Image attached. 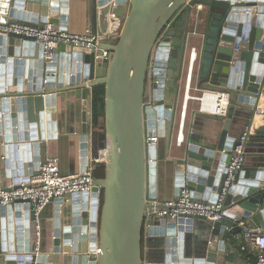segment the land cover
<instances>
[{
  "label": "water",
  "instance_id": "1",
  "mask_svg": "<svg viewBox=\"0 0 264 264\" xmlns=\"http://www.w3.org/2000/svg\"><path fill=\"white\" fill-rule=\"evenodd\" d=\"M111 1L99 0L98 8L99 32L118 33L99 45L110 53L107 59L95 61L91 50L61 43L47 61L35 38L0 35V145L7 142L0 168L4 161L7 174L17 179L14 183L26 182L39 168L41 141L57 136L56 95L80 90L84 172L93 143L88 96L90 89L104 84L105 161L91 165L95 186L90 193L73 194L68 202L62 198L57 206L52 253L59 255L60 264L65 255L71 264H226L232 243L228 230L242 231V221L264 227V168L237 173L224 194V218L212 223L206 246L188 244V233L195 232L196 220L204 216L184 214L171 221L153 213L170 208L164 204L168 200H158L156 190L158 145L148 146L145 139L158 135L168 154L180 80L185 68L188 72L189 42L196 34L189 30L192 8L186 5L191 0H115V8ZM199 1L210 6L207 33L196 47L200 89L227 92L241 109L254 112L264 91V0ZM67 3L0 0V24L17 21L36 27L49 21L68 31ZM232 117L217 143H200L187 130L184 156L174 167L176 196L183 186L204 201L216 202L223 194L232 150L247 142L228 135ZM100 168L102 177L95 175ZM65 203L69 207L63 210ZM40 216L20 201L0 205V264L48 262L51 252L40 251ZM153 238L160 260L146 262L144 245Z\"/></svg>",
  "mask_w": 264,
  "mask_h": 264
},
{
  "label": "crops",
  "instance_id": "2",
  "mask_svg": "<svg viewBox=\"0 0 264 264\" xmlns=\"http://www.w3.org/2000/svg\"><path fill=\"white\" fill-rule=\"evenodd\" d=\"M99 0H68V26L69 32L81 33L85 29H91L94 32H99V20H98V8ZM187 7H191V19L189 24V30L196 32L191 36L189 47L199 48L204 35L207 33V28L210 22V16L205 17L207 10L210 6L201 3L199 0H191ZM212 9V8H211ZM128 7L126 8V13ZM207 18V19H206ZM59 47V46H58ZM35 50V47L32 49ZM62 53V52H60ZM59 53V54H60ZM28 60V58L26 59ZM29 63V61H27ZM78 64V63H77ZM73 65V63H72ZM23 66L24 64L20 65ZM187 68H185L181 82V95L178 100L177 110L175 115V128L173 132L172 143L169 148L168 154L165 152L163 141H159L158 144V164H157V194L158 200L165 201L171 200L176 197L177 187L174 184V167L178 161L184 156V145H178L176 142L178 123L181 118L183 110V98L185 85L187 81ZM197 77L196 70L192 75V89L191 95H198L202 90ZM205 94L207 102H205ZM202 98L203 109L208 107L212 109L214 106V95L211 92H206ZM88 122L90 124L92 114V89L88 96ZM201 106V105H200ZM199 102L195 98H190L187 104L186 115V133L187 130L194 132L198 138L200 137V143H217V140L224 130L226 121L230 116L232 121L228 130V135L234 138H240L245 140L247 138L245 150V161L242 170L253 168H264V114L260 112L264 109V91L258 101L257 108L254 112L250 109H241V105L230 99V105L228 114L226 116L213 115L208 112L200 111ZM58 112V132L57 136L51 139H43L41 141V159L47 156H58L60 158L61 171L64 175H71L81 172L83 168V156L82 145L85 143L83 140V99L82 92L80 90L59 93L56 95V104ZM234 110L233 115L230 113ZM46 120H44L45 122ZM90 131V127H89ZM32 132V130H30ZM34 132V131H33ZM91 133V131H90ZM247 133V134H246ZM93 141V138H92ZM0 145V154L6 155L4 152L3 144ZM11 144V143H10ZM89 155L95 157V149L92 143ZM0 171V186H9L14 183V177L7 174V170L4 166V161L1 164ZM17 172V170H16ZM17 174V173H16ZM25 178V177H22ZM23 180V179H22ZM69 201L72 200V195L68 197ZM203 200V199H201ZM62 198L53 200L47 205L40 213L41 223V237L42 248L40 251L51 252L48 262L46 264H60L59 255H54L53 250V236L54 235V222L55 215L57 214V206L62 203ZM67 208L69 204L65 203L63 206ZM69 213V211H67ZM64 216V214H63ZM69 216H66V222ZM214 221L205 219L196 220L195 232L188 233V244L190 247L208 245L210 239L211 227ZM246 223H248L246 221ZM249 224V223H248ZM264 228V227H263ZM227 237L232 239V243L227 247L226 264H257L256 250L252 245L246 241L244 232L240 231L236 234H232L227 231ZM157 239V238H156ZM153 238L151 241L146 240L144 245V259L146 262H157L160 260V253L155 245ZM63 264H71L69 255H65Z\"/></svg>",
  "mask_w": 264,
  "mask_h": 264
},
{
  "label": "built area",
  "instance_id": "3",
  "mask_svg": "<svg viewBox=\"0 0 264 264\" xmlns=\"http://www.w3.org/2000/svg\"><path fill=\"white\" fill-rule=\"evenodd\" d=\"M190 2V1H189ZM118 4L115 0L111 1V7L115 8ZM110 17L116 18V14L110 12ZM10 33L24 34L36 39L38 44L43 46V57L49 61L54 55V50L61 43L71 44L77 47L89 49L92 52L93 59H107L110 53L107 50L100 49L99 45L102 41H110L117 37L118 33H109L102 35L100 32H94L91 29H85L81 33L69 32L56 28L51 22H46L39 26H30L23 22H8L0 24V35L7 36ZM198 61V53L196 47L192 48L189 56V65L187 72V81L185 85L183 110L178 123V132L176 142L182 145L186 139V115L187 104L190 98H195L199 102L206 92H211L215 95V106L212 109L206 107L203 109L200 106V111L208 112L213 115L226 116L230 105V96L227 92L217 91H201L198 95H191L192 75L195 64ZM202 104V102H201ZM260 112L264 114V109ZM92 124L90 121L89 127ZM91 131V129H90ZM92 134V131H91ZM241 139V142L245 141ZM160 137L158 135L147 136L145 143L148 146H157ZM106 149L101 148L98 155L91 157L85 163V171L71 175H64L61 171L60 158L58 156H47L41 159L39 168L29 176L26 182L17 183L9 186H0V205L7 206L9 204L20 201L21 204H29L34 207L37 214L49 205L53 200L64 198L69 201V196L81 193H90L94 188V174L91 171L92 163H102L105 161ZM245 161V150L242 143L235 146L232 150L231 162L228 165L227 178L225 182L224 192L219 195L216 202L204 201L194 198L191 191L183 186L180 188L178 196L166 201L164 204L165 210H154L153 213L160 217H166L168 220L175 221L181 215H202L205 218L214 222L221 221L224 218V194L227 188L234 182L237 173L243 168ZM244 237L252 247L256 250L257 264H264V228L254 227L246 222H240ZM96 250V254L98 253Z\"/></svg>",
  "mask_w": 264,
  "mask_h": 264
},
{
  "label": "trees",
  "instance_id": "4",
  "mask_svg": "<svg viewBox=\"0 0 264 264\" xmlns=\"http://www.w3.org/2000/svg\"><path fill=\"white\" fill-rule=\"evenodd\" d=\"M104 110H105V85H97L92 88V114L91 131L95 155L101 148H105V128H104ZM96 176H104V168H100L95 173Z\"/></svg>",
  "mask_w": 264,
  "mask_h": 264
},
{
  "label": "bare ground",
  "instance_id": "5",
  "mask_svg": "<svg viewBox=\"0 0 264 264\" xmlns=\"http://www.w3.org/2000/svg\"><path fill=\"white\" fill-rule=\"evenodd\" d=\"M214 95V94H213ZM203 100H204V98H202ZM201 99V101H200V105L203 107V105H204V103H203V100ZM201 102H202V104H201ZM205 102H207V98H206V94H205ZM215 95H214V105L213 106H215Z\"/></svg>",
  "mask_w": 264,
  "mask_h": 264
}]
</instances>
